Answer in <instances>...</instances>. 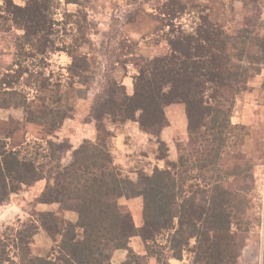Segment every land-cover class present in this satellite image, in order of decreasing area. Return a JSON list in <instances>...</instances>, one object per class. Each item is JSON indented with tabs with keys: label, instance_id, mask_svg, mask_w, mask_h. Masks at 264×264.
<instances>
[{
	"label": "trees",
	"instance_id": "1",
	"mask_svg": "<svg viewBox=\"0 0 264 264\" xmlns=\"http://www.w3.org/2000/svg\"><path fill=\"white\" fill-rule=\"evenodd\" d=\"M50 7V0H29L26 6L8 8L12 20L24 29L16 38L19 55H42L53 45ZM175 34L168 39V53L137 59L133 93L115 77L106 78L90 107L96 139H85L74 148L67 141L71 150L68 162L63 161L65 144L51 136L71 117L74 106L62 96L30 98L13 85L20 74L13 75L14 79L9 73L0 77V107H22L27 121L42 129L31 151H26L29 142L13 148L0 137V204L23 185L43 181L36 203H58L78 213V219L72 221L61 210H35L36 217L17 229L13 244L0 238V264L10 263L11 245L18 250L19 264H113L117 249L128 251L120 264H150L152 256L158 264H169L161 241L165 235L172 257L181 258L184 247L195 238V264L226 262L224 246H230L235 237L231 233L236 220L246 210L242 194L249 193L227 186L226 178L244 175L250 179L252 173L250 163L243 165L238 158L233 161V171L222 167L235 126L233 108L220 96L225 90L237 92L240 85L245 86L249 73L241 61L234 60L231 40L209 22L204 29H179ZM71 47L69 74L88 84L96 69L87 53ZM38 89L48 87L42 84ZM175 102L185 105L189 135L188 142L177 145L178 160L152 172L140 170L137 180L123 176L110 148L112 132L106 119L138 121L143 131L155 133L169 124L166 107ZM123 196L142 197L141 225L121 205ZM38 228L53 240L47 256L31 251ZM134 236L142 239L143 254L131 248Z\"/></svg>",
	"mask_w": 264,
	"mask_h": 264
},
{
	"label": "rangeland",
	"instance_id": "2",
	"mask_svg": "<svg viewBox=\"0 0 264 264\" xmlns=\"http://www.w3.org/2000/svg\"><path fill=\"white\" fill-rule=\"evenodd\" d=\"M28 1L0 0V77L9 73L14 79L20 74L19 81L13 85L30 98H66V102L74 106L73 113L51 138L59 144L68 141L73 148L85 139H96V124L89 117L90 107L108 76L124 83L127 91L133 93L137 59L168 53L169 37H174L179 29L186 32L204 29L206 21L231 40L229 50L234 60L241 61L248 69L249 77L237 92L225 90L220 96L224 103L232 106L231 121L235 126L222 167L233 171L234 160L238 158L243 165L248 161L252 178L244 175L238 180L234 176L226 178L227 186L249 193L242 194L246 210L239 213L231 233L234 241L224 246L226 262L220 264H264V0H50L54 23L49 38L53 45L50 43L42 55L26 57L19 55L16 47V38L24 29L12 20L14 16L8 8L26 6ZM72 45L87 53L91 66L96 69L88 84L77 77L72 79L69 74L73 58L68 50ZM42 84L48 89H38ZM166 113L169 124L155 133L143 131L138 121L106 119L105 124L112 132L110 148L123 176L137 180L140 170L152 172L157 166L163 168L168 161L178 160V143L189 140L185 105L172 103L166 107ZM25 116L22 107H0V137L6 138L8 146L13 148L29 142L26 151H31L42 129L28 122ZM64 146L63 161L68 162L71 150ZM44 185L43 181L23 185L11 194L9 201L0 204V238L13 244L17 229L36 217L35 210H44V204L36 203ZM138 197L142 204V197ZM131 198L135 197L123 196L119 201L130 209L128 200ZM57 208L66 217L74 211L61 204ZM132 215L135 221L137 216L133 212ZM42 232V228L37 229L30 247L33 254L47 256L51 245L48 247L46 239L49 243L51 240L46 231ZM166 240L167 235L161 241L169 264H195V238L184 247L181 258L172 257ZM141 241L139 236H134L130 246L136 252L141 246L143 254L145 245ZM10 248L12 258L7 264H19L15 256L18 250L12 245ZM149 261L157 264L154 256Z\"/></svg>",
	"mask_w": 264,
	"mask_h": 264
},
{
	"label": "crops",
	"instance_id": "3",
	"mask_svg": "<svg viewBox=\"0 0 264 264\" xmlns=\"http://www.w3.org/2000/svg\"><path fill=\"white\" fill-rule=\"evenodd\" d=\"M140 200L141 198L140 197H135V198H131L128 200L129 204L132 206L130 208V210L134 213V215H136L137 217H135V221H136V224L137 225H141L142 224V208H143V201H142V204L140 203ZM143 200V199H142ZM40 204H44L45 206H43V209L44 210H47V209H52V210H59L57 207L58 203H52V204H46V203H40ZM133 204V205H132ZM136 213V214H135ZM66 217V216H65ZM68 219L72 220V221H76L78 219V213L76 211H70L69 214L67 215ZM44 231V230H43ZM45 232V231H44ZM44 232H42L43 234H45ZM47 234V233H46ZM47 236L50 238L51 242L49 243V239L47 241V244H48V247L52 244H53V240L52 238L47 234ZM132 239V238H131ZM138 240V239H137ZM142 242V241H141ZM50 246V248H51ZM135 247V246H134ZM138 249L137 251L139 253L142 254V251L141 250V246L139 248H136ZM125 249H117L113 256H112V263L113 264H120L121 262H123L125 259H126V256L127 254H125ZM119 257V259L117 258ZM117 260V261H116ZM158 264V263H157Z\"/></svg>",
	"mask_w": 264,
	"mask_h": 264
}]
</instances>
